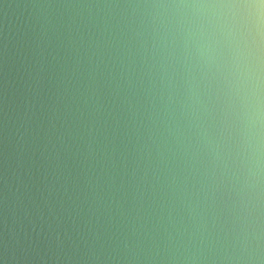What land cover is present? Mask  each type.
<instances>
[{
    "label": "water",
    "instance_id": "95a60500",
    "mask_svg": "<svg viewBox=\"0 0 264 264\" xmlns=\"http://www.w3.org/2000/svg\"><path fill=\"white\" fill-rule=\"evenodd\" d=\"M177 0H0V264H264Z\"/></svg>",
    "mask_w": 264,
    "mask_h": 264
},
{
    "label": "clouds",
    "instance_id": "9594fccd",
    "mask_svg": "<svg viewBox=\"0 0 264 264\" xmlns=\"http://www.w3.org/2000/svg\"><path fill=\"white\" fill-rule=\"evenodd\" d=\"M169 7L209 81L242 191L264 215V0H177ZM260 234L264 239V226Z\"/></svg>",
    "mask_w": 264,
    "mask_h": 264
}]
</instances>
